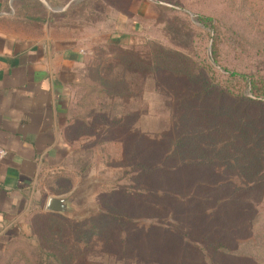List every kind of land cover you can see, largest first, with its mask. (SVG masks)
<instances>
[{
	"label": "rangeland",
	"instance_id": "obj_1",
	"mask_svg": "<svg viewBox=\"0 0 264 264\" xmlns=\"http://www.w3.org/2000/svg\"><path fill=\"white\" fill-rule=\"evenodd\" d=\"M161 2L182 14L133 1V23L145 26L138 35L150 39L134 52L145 54L151 45H161L196 63L205 61L204 67L189 69L194 80L157 72L160 83L144 70L140 97H85L84 85L95 78L80 86L76 99L83 97V104L76 112L105 117L92 132L70 134L75 155L83 156L75 168L85 170L81 187H75V172L77 178L46 186L48 196L78 189L77 212L64 217L97 221L77 245L75 237L65 238L68 247L83 253L70 264H264V101L248 92L235 98L231 92L243 88L225 71L264 79V0ZM199 17L216 23L220 66L211 57L212 30ZM96 54L99 63L115 56L113 47ZM203 80L212 93L203 95ZM107 212L136 224L120 226ZM51 227L54 222L37 218L30 237L0 248V264L51 262L34 237H49ZM216 242L227 251L214 247Z\"/></svg>",
	"mask_w": 264,
	"mask_h": 264
},
{
	"label": "crops",
	"instance_id": "obj_2",
	"mask_svg": "<svg viewBox=\"0 0 264 264\" xmlns=\"http://www.w3.org/2000/svg\"><path fill=\"white\" fill-rule=\"evenodd\" d=\"M88 1L0 0V248L30 237L32 214L63 196L46 194L51 181L80 172L69 128L87 124L75 121L76 96L96 51L129 49L145 27L133 23L137 0H96L95 20L80 16Z\"/></svg>",
	"mask_w": 264,
	"mask_h": 264
},
{
	"label": "trees",
	"instance_id": "obj_3",
	"mask_svg": "<svg viewBox=\"0 0 264 264\" xmlns=\"http://www.w3.org/2000/svg\"><path fill=\"white\" fill-rule=\"evenodd\" d=\"M155 1L157 3L158 10H160L161 12H174L177 14H182L180 8L177 9L175 7L167 5L165 2H161L162 0ZM82 8H84L85 14L83 13L80 16L85 15V17H88L91 20L97 19L99 14L96 11L101 10V8L98 7V3L96 0H89ZM73 16H75V14H73ZM184 16L186 18L189 17L188 14H184ZM198 21L202 23L204 27L212 30L213 36L211 38V57L213 58L214 63L217 66H220V52L222 50V48L220 47L221 36L217 35L216 23L214 19L208 17H199ZM198 30L202 33L206 32L204 28H200ZM138 38L142 43H137L129 49L113 47L115 53V56L113 58H106V60H102L100 63L96 58L91 62L86 81H91L92 78H95V82H92L90 85L87 83L84 85V89L86 91L85 97H87L89 94L119 97H133L136 95L140 97L143 93L144 85V79H142L141 73L144 70L152 71L155 74L154 80L156 81V83H160L158 82V77L160 76L159 74L156 75L157 72L167 73L168 75L173 76L174 79L190 77L194 80V73L192 74L191 72H189V69H194L196 71L204 67L205 61L196 63V60H193L189 55L179 54L178 51L169 50L161 45H151L149 51L145 54H143V52H134L135 49L138 50L141 47H146V45L148 44L147 41H145L143 38ZM206 63L208 65V68L212 67L209 64V59L206 60ZM133 68L138 69V71H135ZM93 70H95V73H93ZM211 71H213L211 79H214L216 76V73L214 72L215 69L212 68ZM225 71L230 79H235L236 81L240 82V86L241 88H243L242 92H240L239 94H236V92H231V94L235 98H245V94H247L248 92L256 100H261L262 102L264 101L263 78L250 76L243 72L230 71L228 69H225ZM138 82H141V85H139ZM203 85L204 87H206L203 95L212 93L210 91V86L206 80H203ZM162 89L163 88H161L160 90L162 91ZM223 92H227V89H225V91ZM82 101L83 97L80 99V102L77 101L76 106H80V104H83ZM104 117L105 116H103L101 112L95 113L89 112V110L86 111V114H84L83 116H81L80 113H77L75 121L77 119H86L87 124L86 122H84L82 125L77 123L78 125H74L73 127H77L78 129H80L79 131L87 130L88 132H92V130H96L92 128L94 126L96 127L100 120H102ZM77 128L75 132L78 131ZM71 129L72 126L71 128H69V134H72ZM84 171V168L81 169L79 174H82ZM107 213V216L117 222L120 226L130 224L132 225V223L133 225L136 224L134 220L124 215H118L115 214V212ZM101 214H103V212ZM37 218H46L47 220L54 222L55 225V227H51L52 230L49 237L44 238L43 236H41L40 238H38L39 235H33L39 243L38 247L42 248V250L47 253L45 254L47 256V260L49 261L50 259H52V261L48 264H70V262H73L74 259L81 258L80 256L83 255V253H80V247H68V244L64 243L65 238L73 239V237H75L74 242L77 245L78 242H82V240L87 236L88 228H93V226H95V222H97L96 219H90L88 221L71 220L64 216L44 212L43 208L41 207V210L36 211L32 214V217L28 223L30 228ZM156 224L158 223L154 224L158 229L163 228L162 225L158 226ZM57 226L61 227L62 231ZM54 228L58 230V233L53 231ZM13 241H11L9 244H11ZM48 243L50 245V249H47L46 247V244ZM213 246L220 251H227L226 249H224L225 246L221 242H216ZM42 250H40V252H42Z\"/></svg>",
	"mask_w": 264,
	"mask_h": 264
},
{
	"label": "water",
	"instance_id": "obj_4",
	"mask_svg": "<svg viewBox=\"0 0 264 264\" xmlns=\"http://www.w3.org/2000/svg\"><path fill=\"white\" fill-rule=\"evenodd\" d=\"M78 189L73 190L70 194L60 197H49L45 204V211L51 214L72 216L77 210L75 203L77 200Z\"/></svg>",
	"mask_w": 264,
	"mask_h": 264
},
{
	"label": "built area",
	"instance_id": "obj_5",
	"mask_svg": "<svg viewBox=\"0 0 264 264\" xmlns=\"http://www.w3.org/2000/svg\"><path fill=\"white\" fill-rule=\"evenodd\" d=\"M8 156V151L6 148L0 146V163L4 161Z\"/></svg>",
	"mask_w": 264,
	"mask_h": 264
}]
</instances>
